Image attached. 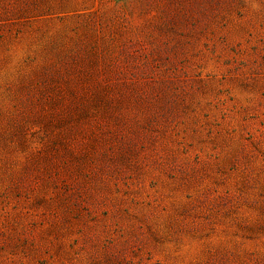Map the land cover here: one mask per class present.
<instances>
[{"label": "rangeland", "instance_id": "374dc122", "mask_svg": "<svg viewBox=\"0 0 264 264\" xmlns=\"http://www.w3.org/2000/svg\"><path fill=\"white\" fill-rule=\"evenodd\" d=\"M0 264H264V0H0Z\"/></svg>", "mask_w": 264, "mask_h": 264}]
</instances>
